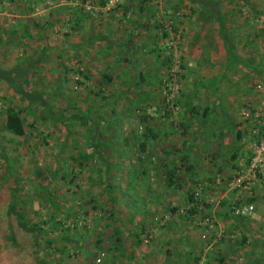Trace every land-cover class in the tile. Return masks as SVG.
Instances as JSON below:
<instances>
[{
    "label": "rangeland",
    "instance_id": "rangeland-1",
    "mask_svg": "<svg viewBox=\"0 0 264 264\" xmlns=\"http://www.w3.org/2000/svg\"><path fill=\"white\" fill-rule=\"evenodd\" d=\"M63 1L0 0V67L25 66L30 60L39 59L43 46L48 49L57 46L59 49L54 52L64 47L63 51L51 54L52 65L44 63L43 67L30 72L31 77L18 81L28 89L45 93L56 116L67 119L65 123L53 120L43 106L31 105L13 95L8 84H0V264H39L37 259L42 260V264H124L121 247L127 253L126 257L131 254L134 262L143 261L146 259L139 255L157 247L165 237L167 227L188 225V220H193L199 230L202 226L213 227L212 232L201 236L204 241L227 242L237 248L235 259L229 261L228 257L224 264H264V181L252 182L242 190L231 187L236 172L250 161L249 144L254 138V126L257 124L264 132V75L256 77L255 109L249 107L250 103L240 106V111L244 110V116L249 119L245 122L249 126L244 128L247 132L242 138L249 157L240 159L237 169L231 172L228 189L223 192L218 189V194L214 195V188L211 191L201 178H192L182 190L175 191L164 184L160 164L165 159L157 147L171 150L168 162L172 165L181 166V157H188L184 146L189 144L191 136L182 126L191 120L189 99L197 98L190 85L193 75L187 72L190 43H193L189 38L190 26L186 24L190 17L189 5L184 1L176 9L173 7L176 0L144 1V5L154 12L148 22L155 31V54L139 56L134 65L128 64L129 70L122 73L123 76L137 80L129 82L127 87L116 88L103 85L100 71L90 67L84 56L77 58L69 46L65 47L75 41L72 35L77 21L76 16L69 13L72 9H58L65 6ZM78 1L82 5L93 2L98 7L106 3V0ZM33 2H39L41 8L35 10ZM73 3L76 5L77 2ZM80 10L85 12L83 8ZM78 11L74 9L75 13ZM57 12L65 13L58 18ZM232 12L236 16L232 24L236 32L243 34L245 39H256V54L264 52V0H252L249 4L239 0ZM29 15H34L33 23L39 38L27 33L26 28L33 27ZM52 18L56 21L50 24ZM198 30L199 26L193 27V31ZM41 31L49 33L47 39ZM140 77L146 78L149 85L140 83ZM213 93L207 90L206 94L211 96ZM49 94H53L52 97ZM169 98L173 106L171 102L168 104ZM240 98H243L242 94ZM193 106L196 109L200 103ZM8 107L22 112L27 122L26 136L18 138L2 130ZM198 110L201 111L200 107ZM86 113L98 121V132L87 130L91 120L85 125L73 117L77 114L84 117ZM152 118L157 119L156 126L160 124L161 137L153 141L154 145L151 142L153 149L143 156L139 149L145 141V127ZM257 120L262 124L259 125ZM104 125H108L106 130ZM95 145L106 147L110 169L99 160L97 152L92 159L82 161L79 158V154L86 153L85 157L92 154L91 148L96 150ZM177 150L182 152L179 151L181 156L175 158ZM141 156L144 164L139 159ZM132 166L137 168L133 184L130 181ZM109 185L112 186L111 193L106 192ZM17 186L19 190L14 199L24 202L19 207H22L25 220L31 222L32 219L33 223L40 224L47 232L45 238L56 242L54 248L47 249L46 241H41L44 254L33 253L31 235L20 228L15 214L8 215ZM130 187L133 192L128 194ZM46 190L51 194V201L41 192ZM226 191L233 193L229 200L223 196ZM198 192L201 216L191 219L188 215L192 208L190 194ZM224 203H228L227 209H230L231 217L227 221H215L213 216L205 213L216 207L221 209ZM233 205H253L255 211L249 218L239 220L232 214ZM165 208L167 211H162ZM67 216L70 218L65 219ZM10 225L19 247L7 239L11 234ZM243 226L250 227V232H245ZM114 227L120 230L117 236L120 244L114 237ZM244 237L247 242L240 247L237 240ZM79 241L82 246L75 248L74 242ZM200 262L206 264L204 260Z\"/></svg>",
    "mask_w": 264,
    "mask_h": 264
},
{
    "label": "crops",
    "instance_id": "crops-1",
    "mask_svg": "<svg viewBox=\"0 0 264 264\" xmlns=\"http://www.w3.org/2000/svg\"><path fill=\"white\" fill-rule=\"evenodd\" d=\"M144 1L125 0L117 8L105 13H98L96 16H90L86 13L83 16V10H80L82 4L78 0H64L63 5L65 6L58 8L62 11H67L65 8L72 9L69 13L75 15L77 21L75 22L76 31L72 35L75 41L73 40L71 45L65 47L69 46L77 58L81 55L84 56L85 60L90 62V67H93L97 72L100 71L99 74L102 75L103 80L106 79L108 82L111 78L110 85L112 87H127L130 85L129 82L133 83L134 79L136 81V77L131 80L132 78L123 76L129 70L128 64L134 65L139 56L155 54V31L151 27L150 21L148 22L154 12L144 5ZM216 1L224 15L223 20L225 28H227L229 44L225 40L221 23L214 13L201 10L200 8H203L201 5L194 4L189 0L185 1L190 10H196L194 15L190 12L189 21L187 20L186 24L190 26L188 28L189 38L193 42L190 43L191 56L187 64V72L193 75V77L190 76L192 79L190 85L197 93V98L193 96L191 100L189 99L191 108L188 112H190L189 119L191 120L182 128L187 130L191 137L189 144L184 146L188 157L184 155L180 160L181 164L183 162L186 166L188 165L187 168L185 167L186 170L189 168L188 172L184 171L185 185L188 184L189 179L201 178L207 188L209 187L211 191L213 188L215 189L214 195L218 194V189L220 192L228 189V182L233 175L231 172L237 169V163L240 159L242 161L246 156L249 157V150H246L242 139L246 131L244 128L249 126L245 122H248L249 119L244 116V110L243 112L240 111V106L250 103V108L255 107L256 77L264 75V55L260 56L264 52L257 54L254 52L256 39H245L244 35H239L235 26L232 25L236 20L232 8L234 5L236 6L239 0ZM73 2H77L76 5ZM250 2L252 0H249L248 4ZM33 3L32 7L35 10L42 6L39 2ZM74 9L79 11L75 13ZM64 13L57 12L58 18ZM34 15H29L31 23L34 21ZM53 21H56L55 18H52V22L49 21L50 24L54 23ZM194 26H199V30L193 31ZM35 27L33 23V27L29 25L26 28L31 37L39 34ZM41 34H46L45 38H48L49 33H42L41 31ZM37 37L39 38L40 35ZM43 47L42 52H45L47 59L45 63L52 65V60H49L51 54L59 48L57 46L54 49ZM63 50L64 47L54 52L53 55ZM129 58L131 59L129 60ZM145 79L142 78L140 83L149 85ZM207 90H212L213 95H207ZM241 94L243 98H240ZM198 103H200L198 107L201 111L198 110V107L195 109L193 106ZM153 119L148 125L160 139V124L156 126L157 119L155 118L154 121ZM153 147L149 146L148 151ZM157 150L165 159L163 162H167L169 159L164 154L171 153V150L167 147H157ZM180 152L182 151L180 150ZM180 152H175V158L181 156ZM143 156L139 159L142 160ZM182 158L185 160L183 161ZM163 169L161 168V170ZM156 196L158 197V195ZM223 196L229 200L233 193L226 191ZM227 205L228 203H224L222 210L216 207L214 210L205 211V213L213 216L215 221H227L231 217ZM162 211L166 212L167 209ZM155 212L157 213L156 209ZM188 215L191 219L196 218L191 215V210ZM198 216H201V212ZM187 222H189L188 225L167 227L166 235L163 240H160L157 247L155 246L150 252L148 250L143 252V255H139L146 260L134 262L135 258L131 254L126 257L127 253L120 249L122 262L124 264H142V262L144 264H200V261L204 260L206 264H224L229 258V261L235 259L234 252L237 248L234 249V245L227 242L224 244L214 243L211 240L204 241L201 238L208 231L212 232V226H202L199 230L195 226L196 224L194 225L193 220ZM244 229H246L245 232L251 230L250 227Z\"/></svg>",
    "mask_w": 264,
    "mask_h": 264
},
{
    "label": "trees",
    "instance_id": "trees-1",
    "mask_svg": "<svg viewBox=\"0 0 264 264\" xmlns=\"http://www.w3.org/2000/svg\"><path fill=\"white\" fill-rule=\"evenodd\" d=\"M82 2H85L87 0H81ZM177 2L176 5L174 4L173 7H175L176 9L179 7V3H183L186 0H176ZM190 2H193L194 4L197 5H201L200 8L201 10H206L207 12H212L215 14L216 18L220 21L221 23V29L223 31L225 40L227 41V44H229V40H228V33H227V28H225V23H224V15L222 10L220 9V5L219 3H217L216 0H189ZM246 3H248L249 0H244ZM104 3V2H102ZM104 5V4H103ZM192 12V14L194 15L196 13V10H190L189 13ZM82 14L84 15L85 12H82ZM167 35L165 34L164 37H166ZM163 37V38H164ZM47 51V49H45ZM45 52H43L42 55L39 56V59L37 60H30V62H28L27 65H16L13 68L10 69H4L2 67H0V84L4 83V84H8L11 88V92L13 95H18L21 97L22 100L27 101L28 103H30L31 105H36V104H40L41 106L44 107V109L47 111L48 116L51 117L53 120H59L61 121V123H65L66 122V118L62 117L60 118L59 116H56V114L52 111V109L49 107V102L47 101L46 97H45V93H41L40 91L38 92V90H34V89H28L26 88V86L22 85L18 80L19 78H22L23 80L26 79L28 76H32L33 74L30 73L31 71H35L38 68L43 67V64L46 61V54H44ZM107 80H103V85L109 86L110 82H111V78L110 81L108 80V82H106ZM48 94V93H47ZM51 97L52 95L49 94ZM74 119L76 120H82L83 124L87 125V123L90 122V120L92 121V123L90 125H87V130H89L90 132L92 131H97V126H98V121H96L94 119V117H89V114H85V116H81L80 114H77L75 116H73ZM5 125L3 126L2 130L15 136L18 138H22L24 136L27 135V122L26 119L22 116V112L20 110L15 109L14 107H8L5 110ZM88 126H90V128H88ZM104 130L107 129L108 125H104ZM256 126H258L256 124ZM94 129V130H93ZM86 130V131H87ZM240 133V132H239ZM261 134H264V132L261 131ZM144 135V139L145 141L141 142V148L139 149V151H141V153L143 155H145L148 152V147H151V142L155 139H157V135H155L153 133L152 128L147 125L145 127V131L143 133ZM96 150H94L93 148H91L92 154H90L88 157L86 156V153H84L83 155L79 154V158L82 161L87 160V158H93L95 153L97 154L99 160L106 166L108 167V169H110V165L108 164V158H106V147L103 146V148H101V145H95ZM166 148V147H165ZM180 151V150H179ZM164 156L167 159H170V157L172 156L171 153H165ZM142 157V156H141ZM84 160H83V159ZM183 161L185 160L184 158H182ZM141 162L144 164L143 159L141 160ZM182 164H184L182 162ZM181 166H176V165H172L170 164L168 161L167 162H163L161 165V168L163 169V180L165 185L170 188L173 189L175 191L178 190H182L185 186V175L183 171H189V168L186 170L187 166L184 164ZM163 165V166H162ZM145 167V166H143ZM186 167V168H185ZM185 168V170H184ZM110 171V170H109ZM136 171L137 168L132 166V170H131V174H130V181L131 184L134 183V179L136 177ZM183 172V173H182ZM143 173H146V171L144 170ZM200 185V184H199ZM19 190V186H17L14 189V194L12 197V200L9 204L8 207V215H16V220L18 225L20 226L21 229H23L27 234L31 235L32 240H33V253L35 254H44V252H42V243L41 241H46V247L47 249H51L54 248L56 246V242L55 240H49L47 237L45 238V236L47 235V232H44V230L42 229L40 224H35L33 223L32 219L30 220L31 222L25 220L24 215L21 213L22 207H19V204H24V202L14 199V195H16ZM43 194H45L46 198L49 199L48 201H51V194L48 192V190L46 191H41ZM106 192H112V186L109 185L108 188H106ZM129 193L131 194L133 192V187L129 188ZM255 200V199H254ZM115 201V200H114ZM253 202V201H252ZM190 203L192 205L191 208V215H194V217H197L200 214V208H201V202L198 200V198L196 197V194L192 193L190 194ZM228 206V205H227ZM230 210V209H229ZM172 211H175V209H173ZM233 214V211H232ZM234 215V214H233ZM112 219H114V216H111ZM237 219L240 220L239 217L235 216ZM70 216L65 217V219H69ZM114 221L117 223L119 222L118 220L114 219ZM116 230V233L114 237H116V242L117 243H121L120 238H118L117 236L120 235V230L117 227H114ZM10 232L11 234H9V236H7V239L12 241L13 245L15 247H19V244L16 242L15 240V235L12 229V226L10 225ZM119 231V234H117V232ZM66 233H68V231H66ZM46 239V240H45ZM66 241L71 242L66 238ZM237 244L240 245V247H243L246 242H247V238L244 237L240 240H237ZM80 242V241H79ZM74 242L76 243V245L74 246L75 248H77V246L81 245V242ZM116 243V244H117ZM82 246V245H81ZM118 247V246H117ZM116 247V248H117ZM64 248H66L64 246ZM118 250V249H117ZM122 250V247H121ZM119 251V250H118ZM39 264H42L43 261L40 259H37L36 262ZM223 261V259H222ZM117 264H120L119 262H117Z\"/></svg>",
    "mask_w": 264,
    "mask_h": 264
},
{
    "label": "built area",
    "instance_id": "built-area-1",
    "mask_svg": "<svg viewBox=\"0 0 264 264\" xmlns=\"http://www.w3.org/2000/svg\"><path fill=\"white\" fill-rule=\"evenodd\" d=\"M122 3L123 0H106V3L103 6L98 7L93 2H87L85 5H82V8L89 15H97L99 12L111 11ZM170 102L171 99L169 98V105ZM171 106H173L172 102ZM257 117L261 119L263 116ZM257 123L259 125L262 124L260 120H257ZM261 131V129H258V126H254V131L252 133L254 138L249 144L251 158L244 168H241L236 172L231 183V187L235 190L247 189L252 182L264 181V134H261ZM200 191H202V188H200ZM199 195L200 192L196 194V197L198 198ZM232 211L233 214L239 218H249L253 215L255 207L253 205H233Z\"/></svg>",
    "mask_w": 264,
    "mask_h": 264
}]
</instances>
